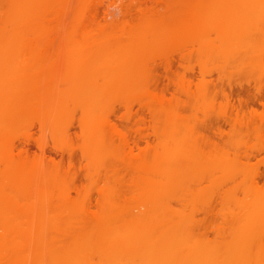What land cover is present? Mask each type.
I'll return each instance as SVG.
<instances>
[{
  "label": "rangeland",
  "instance_id": "1",
  "mask_svg": "<svg viewBox=\"0 0 264 264\" xmlns=\"http://www.w3.org/2000/svg\"><path fill=\"white\" fill-rule=\"evenodd\" d=\"M98 2L99 8H95L101 27L112 21L109 12L115 13L118 28H128V32L142 22L151 24L158 14L157 18L164 16L166 21L170 14L171 18L178 13V18L188 15L195 20L199 31L150 48L133 70L131 82L107 79L106 70L99 75L104 78L82 89L80 99L68 101L69 108L56 122L44 117L42 111L25 114L4 141L0 138V147L16 146V158L41 169L45 183L55 181L54 191L67 200L66 206L89 213L135 209L143 189L139 183L143 161L165 154L164 148L189 150L190 157L181 169L179 198L171 204L192 221L195 240L209 246L222 242L230 234L233 221L238 224L239 210L233 209L236 200L241 201L237 206L251 201L247 191L253 176V187L260 185L264 191V120L257 115L263 107L258 103L259 109L254 106L260 111L257 116L247 110L246 114L239 112L241 117L246 115L242 119L224 96L225 88L231 94L229 84L250 85L253 93L258 86L264 87V0ZM63 84L68 85L60 82L59 90ZM91 85L96 88L93 93L99 91L101 97L96 108L101 146L90 142L86 124L84 107L86 96L92 93ZM66 86L62 92L70 88ZM259 98L264 101V96ZM215 123L224 135L217 128L211 129ZM62 204L45 201L43 210L48 212ZM231 207L236 217L229 215ZM28 215L32 219L35 212ZM260 233L264 237V231Z\"/></svg>",
  "mask_w": 264,
  "mask_h": 264
},
{
  "label": "bare ground",
  "instance_id": "2",
  "mask_svg": "<svg viewBox=\"0 0 264 264\" xmlns=\"http://www.w3.org/2000/svg\"><path fill=\"white\" fill-rule=\"evenodd\" d=\"M98 1L0 0V138L3 141L25 114L42 111L44 117L56 122L60 113L69 108L68 101L79 97L82 89L97 81L106 70L110 72L104 73L107 79L131 82L133 70L141 65L140 58L150 48L199 31L195 20L188 15L178 18V13L173 19L170 14L166 21L164 16L157 18L158 14L151 24L142 22L128 32L126 26L127 31L118 28L114 23L115 13L109 12L112 21L101 27ZM60 82L68 83L65 86L70 88L62 92L65 86L59 90ZM229 86L231 94L223 88L231 110L237 111V115L249 111L254 116L260 112L258 103L263 111L257 115L264 120V101L259 98L264 96V87L258 86V90L255 87V94L250 85ZM93 92L87 93L84 110L90 142L94 145L99 144L96 108L101 97L99 91ZM235 97L238 105L234 103ZM218 125L213 124L211 129L217 128L222 134L223 129ZM103 139L106 142V137ZM15 150L16 146L0 147V264H264V244L260 241L264 237L259 235L264 231V191L260 185L253 187L256 176L252 178V189L246 187L251 201L245 196L248 203L239 204L241 207L236 204L240 200L234 203L237 208L233 209L239 210L236 212L240 219L232 207L228 209L238 224L231 220L234 224L229 226L230 234L222 242L209 246L195 240L192 221L171 204L179 198L181 169L190 157L189 150L179 146L164 148L165 154L143 161L140 167L143 175L138 178L143 189L135 209L113 208L96 213L66 206L67 200L54 191L55 181L45 183L42 170L24 158L17 159ZM45 201L63 204L45 212ZM31 211L35 215L29 219Z\"/></svg>",
  "mask_w": 264,
  "mask_h": 264
}]
</instances>
